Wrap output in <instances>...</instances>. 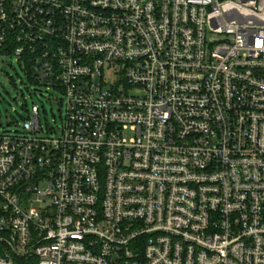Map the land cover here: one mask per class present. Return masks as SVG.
I'll return each instance as SVG.
<instances>
[{"label":"built area","instance_id":"2783aa9c","mask_svg":"<svg viewBox=\"0 0 264 264\" xmlns=\"http://www.w3.org/2000/svg\"><path fill=\"white\" fill-rule=\"evenodd\" d=\"M6 58L66 117L0 132V264H264V0H0Z\"/></svg>","mask_w":264,"mask_h":264},{"label":"rangeland","instance_id":"374dc122","mask_svg":"<svg viewBox=\"0 0 264 264\" xmlns=\"http://www.w3.org/2000/svg\"><path fill=\"white\" fill-rule=\"evenodd\" d=\"M64 98L60 92L36 84L28 70L15 58L0 62V132L23 133L30 122L31 109H40V122L43 135L58 132L66 117ZM40 189L44 191L45 185Z\"/></svg>","mask_w":264,"mask_h":264}]
</instances>
